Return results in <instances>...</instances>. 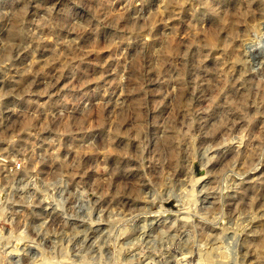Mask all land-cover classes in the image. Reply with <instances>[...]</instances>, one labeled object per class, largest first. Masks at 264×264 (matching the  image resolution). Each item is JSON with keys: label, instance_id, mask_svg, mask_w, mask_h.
Segmentation results:
<instances>
[{"label": "rangeland", "instance_id": "1", "mask_svg": "<svg viewBox=\"0 0 264 264\" xmlns=\"http://www.w3.org/2000/svg\"><path fill=\"white\" fill-rule=\"evenodd\" d=\"M66 7L84 19L66 28ZM220 7L222 16L165 0H0V57H9L0 69V188L12 201L4 236L25 226L34 236L45 224L46 247L67 250L60 264L87 249L111 264H233L235 237L238 264H264V52L244 55L250 30L264 26L244 15L245 0ZM49 8L50 26L38 27ZM138 9L152 19L135 34L127 21ZM21 26L27 42L6 50ZM60 161L78 162L63 187ZM32 180L56 182L49 195H63L70 218ZM31 195L38 206L28 208L21 199ZM18 249L3 264L39 252Z\"/></svg>", "mask_w": 264, "mask_h": 264}, {"label": "clouds", "instance_id": "2", "mask_svg": "<svg viewBox=\"0 0 264 264\" xmlns=\"http://www.w3.org/2000/svg\"><path fill=\"white\" fill-rule=\"evenodd\" d=\"M27 2H30V0H27ZM99 2V0H98ZM191 3L193 5V8H195V5H200L202 9L206 10L207 14H215L217 16H222L223 11L220 5L225 3V0H165V4L167 6L172 5H183ZM245 3L247 4V12L244 13L245 16L249 17L250 19L256 20L259 19L260 26H264V0H245ZM256 4L258 14L257 12H254L252 10V5ZM131 5V0H129V6ZM25 7V11H26ZM54 9L49 8L48 9V15L43 16L38 22V27H48L51 24L50 16ZM171 14V13H169ZM7 15H12V13H7ZM60 15L63 17L62 23L66 28H71L73 21H80L83 20V17H78L73 14L71 8H65ZM155 14H153L154 16ZM147 14L143 9H138L134 13L131 14L129 20L127 23L130 25L132 33L139 34L141 32V25L143 24L145 27L149 23V21L152 19V17H147ZM237 24H243L244 20L238 19L236 21ZM23 24V21L21 19V25ZM31 35L30 31H25L24 27H18L14 34L9 38L8 43L4 45V48L8 51H11L13 48H22L23 43L27 42V37ZM123 36H127V38L131 41L133 39L132 36H128L127 33H124ZM122 37L120 35H114L108 37L110 40H119ZM136 39H139V36L136 37ZM256 48H259L261 52H264V31H251L249 32V38L245 41V52L244 55L247 56L248 52L254 51ZM143 55L147 56L148 53H144ZM9 57H0V69L4 67V65L8 62ZM147 63V61H145ZM245 65L250 63V61L245 60ZM150 66V65H149ZM7 95V93H0V99H3V96ZM232 142H236L235 140ZM204 157L206 159L205 167L207 166V162H210V157L208 156V151L206 150L204 152ZM2 154H0V160H2ZM43 160V158H41ZM56 159H59V157H56ZM62 168L65 170H62L61 173L58 176V183L61 187L64 186V176L65 175H71L72 173H68L66 171L67 168L72 167L76 168L78 167V162L73 165H68L65 161H60ZM236 175H239V173H235ZM242 179V177H241ZM30 183L35 187V191L37 193H42L45 200H51L53 203H55L56 208L64 214L65 218H70L68 215V212L65 209V205L67 203V200L63 198V195L61 196V199L56 200L54 196L49 195L50 191H53L57 187L56 182L48 181L45 182L43 187L36 184L35 180L30 181ZM28 188V185H24V189L26 190ZM226 191V189H225ZM83 199V197H81ZM37 197L36 195H31L26 198H22L21 202L25 203L28 208H32L34 206H38L36 204ZM12 201H6L3 199V189L0 188V222L7 223L5 221L4 216L7 211L5 205L6 203H11ZM78 209H73V212L77 211ZM87 219L91 223V207L89 206L87 208ZM159 213H157L158 215ZM217 219H220V217H217ZM147 228V225H145V229ZM34 236H30L28 234L27 226H25L24 230L19 232L18 234L14 231L9 236H4L3 229H0V264H3V262L7 259L10 251H19L18 245L19 243H25L26 245H32L34 248L39 249L38 254L36 255H29L28 256V264H60L59 260L56 259V257L66 255V248L61 249L60 243L57 241L55 242L52 247H46L45 245V239L47 236L51 235V233L48 232L46 225L41 224L38 225L33 230ZM75 233L71 236L65 237L68 241H71L75 239ZM85 237V240L87 239V234L82 233ZM166 235V233H165ZM236 243L235 237H233L232 240L228 242L227 248H230L233 250V264H238L239 258L235 256V248L233 245ZM97 245H93V247H96ZM81 250L83 251V245H80ZM92 249H87L85 252V256L83 260H78L72 262V264H85V261L87 264H111L109 260H103L102 258L98 259L95 256L89 257L88 253H91ZM27 255V253H25ZM77 256H80V252H77ZM16 264H22V261L17 260ZM149 264H155L154 261H149Z\"/></svg>", "mask_w": 264, "mask_h": 264}, {"label": "bare ground", "instance_id": "3", "mask_svg": "<svg viewBox=\"0 0 264 264\" xmlns=\"http://www.w3.org/2000/svg\"><path fill=\"white\" fill-rule=\"evenodd\" d=\"M236 19H237V18H235V19L233 20L234 23H236V21L238 20V19H237V20H236ZM14 32H15V30L13 29V31H12L11 34L13 35ZM231 32H232V28H231ZM232 33H233V32H232ZM216 37H217V36H216V32H215V30H213V32L210 34L209 38H216ZM132 105H133V106H132L133 109L137 112L136 115H138V107H137L138 105H137V103H133ZM137 117H138V116H137ZM28 123H29V122H27V124H28ZM167 142H168V141H167ZM262 243H263V241L261 240V241H260V244L262 245Z\"/></svg>", "mask_w": 264, "mask_h": 264}]
</instances>
